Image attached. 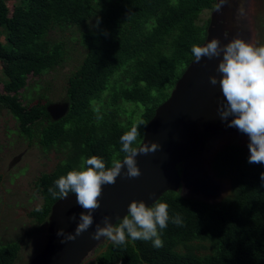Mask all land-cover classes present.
Here are the masks:
<instances>
[{
    "label": "trees",
    "instance_id": "16d2710c",
    "mask_svg": "<svg viewBox=\"0 0 264 264\" xmlns=\"http://www.w3.org/2000/svg\"><path fill=\"white\" fill-rule=\"evenodd\" d=\"M217 0H21L9 13L0 0V62L6 93L0 102L19 122L22 133L48 120L40 132L46 147L66 149L68 154L51 172L36 180L43 202L41 211L30 216L48 223L57 193L55 181L69 171L86 167L92 156L102 158L106 168L122 160L120 137L133 125L145 124L165 101L177 80L193 60L192 46H201L209 23L198 24L204 10L214 9ZM210 22V21H209ZM89 24L91 25L89 27ZM86 26L82 42L87 51L80 66L67 81V109L52 119L48 103L26 106L18 94L26 76L42 75L65 60L62 41L49 38L56 27ZM129 85L113 93L114 103L132 102L143 109L128 122L110 112L97 116L94 103L111 87L115 72L125 66ZM1 84V80H0ZM145 125V127H146ZM145 130V128H144ZM144 130L133 147L142 141ZM250 153L237 143L218 150L211 168L218 178L228 179L231 192L223 200L208 203L165 192L154 204L168 205L169 223L161 238L163 247L151 241L132 240L124 245L110 242L96 257V264H264V164L249 163ZM150 206V207H151ZM179 214L183 225L171 222ZM121 221V220H120ZM118 221L116 224H118ZM115 224V225H116ZM194 241H209L212 251L199 254ZM184 249V250H182ZM21 244L0 245V264H16Z\"/></svg>",
    "mask_w": 264,
    "mask_h": 264
},
{
    "label": "rangeland",
    "instance_id": "374dc122",
    "mask_svg": "<svg viewBox=\"0 0 264 264\" xmlns=\"http://www.w3.org/2000/svg\"><path fill=\"white\" fill-rule=\"evenodd\" d=\"M233 1L235 26L231 33V41L240 38L257 46L264 45V0ZM20 2L21 0H6L10 14L14 5ZM214 9L204 10L198 24L209 23ZM87 29L86 26L73 25L67 28L56 27L50 32V39L64 43L65 60L61 65L42 75L26 76L25 86L18 89L20 99L26 106L48 103V111L52 119H58L66 112L67 81L80 66L87 51L82 42V34ZM0 39L4 41L1 27ZM128 70L129 67L126 65L115 72L110 81L111 87L103 92L100 100L93 102L97 116L112 112L118 120L128 122L132 114L135 118L143 109L142 105L132 102L116 104L111 100L113 93L129 85L130 81L125 80L129 75ZM0 80V91L6 93L3 87L5 79L2 75L1 62ZM47 122L46 119L35 125L31 135L22 133L17 119L0 102V245L12 241L21 244L16 264H27L46 244L48 223L40 224L30 216L31 211L39 208L43 202L36 187V180L43 173L53 171L68 154L66 149L54 146L46 148L40 143V132ZM140 127L144 130L145 125ZM229 143H237L250 153L249 137L237 128L232 127L216 134L205 145L194 168L202 178H190L189 185L181 186L179 190L181 195L215 203L230 194V181L216 177L211 168V161L216 152ZM82 168L84 166L81 165L79 170ZM110 242L112 241L105 238L81 264H96V257ZM192 245L199 254L212 251L209 241H194Z\"/></svg>",
    "mask_w": 264,
    "mask_h": 264
},
{
    "label": "water",
    "instance_id": "95a60500",
    "mask_svg": "<svg viewBox=\"0 0 264 264\" xmlns=\"http://www.w3.org/2000/svg\"><path fill=\"white\" fill-rule=\"evenodd\" d=\"M219 6L220 0H217L206 39L201 46L214 38L219 39L221 47L231 42L235 3L227 0L218 9ZM221 59L222 56L212 59L205 56L196 62L193 58L169 97L156 108L137 147H142L144 143L149 147L152 143H158L160 148L156 152L136 156L137 166L141 170L139 177L126 178L125 166L115 184L103 186L100 207L92 213L94 221L87 231L75 240L65 239L67 234L75 233L80 215L86 214V210L78 205L74 193L59 198L52 205L46 244L27 264H81L105 239L92 238L97 225L105 226L104 217H109L115 225L128 215L131 202L143 201L151 206L165 192L179 191L183 184L189 185L191 174L188 171L195 168L205 145L216 134L232 128L227 125L234 117L224 121L218 112L220 104L224 102L220 85L210 83V77L220 78L217 68ZM179 165H182V172ZM61 230L65 235L58 234Z\"/></svg>",
    "mask_w": 264,
    "mask_h": 264
},
{
    "label": "clouds",
    "instance_id": "9594fccd",
    "mask_svg": "<svg viewBox=\"0 0 264 264\" xmlns=\"http://www.w3.org/2000/svg\"><path fill=\"white\" fill-rule=\"evenodd\" d=\"M226 2L227 0H220L218 9ZM191 51L196 62L205 56L209 59L222 56L217 68L220 78L210 77L213 86L219 83L224 97V102L218 108L219 115L224 121L234 117L227 126L237 128L249 137L248 162L264 164V45L257 46L235 38L221 47L219 39L214 38L204 46L193 45ZM140 125L146 124L141 121L120 137L121 151L126 154L122 162L113 160L112 166L106 168L102 158L92 156L86 160V167L69 171L54 182L59 189L58 193L49 189L54 199L66 198L74 193L78 205L86 210V214L80 215L75 233L67 234L66 240H75L92 226V213L100 207L104 185L115 184L125 166L126 178L139 177L141 170L137 166L136 156L140 153L156 152L160 148L158 143H152L150 147L146 143L139 148L133 147L140 135ZM261 180H264V173L261 174ZM36 210L41 211L39 208ZM72 219L75 220V216ZM169 220L166 203H157L150 207L143 201H133L129 205L128 215L118 224L113 225L109 217H104L105 226L97 225L92 238L99 240L105 237L116 245H124L130 237L132 240L151 241L153 247L161 248V234L167 228ZM171 222L177 226L183 225L179 214L171 217ZM58 234L65 235L63 230Z\"/></svg>",
    "mask_w": 264,
    "mask_h": 264
},
{
    "label": "flooded vegetation",
    "instance_id": "af4514ba",
    "mask_svg": "<svg viewBox=\"0 0 264 264\" xmlns=\"http://www.w3.org/2000/svg\"><path fill=\"white\" fill-rule=\"evenodd\" d=\"M216 5H217V3H216ZM179 167H180V172H182V165H179ZM191 175H190V178H193V177H198V179H200V178H202L201 177V175H200V173H198V171L196 170V169H194V168H191V169H189V171H188Z\"/></svg>",
    "mask_w": 264,
    "mask_h": 264
}]
</instances>
